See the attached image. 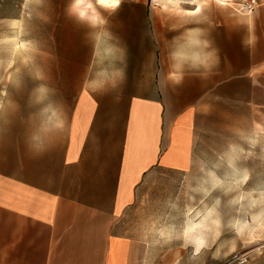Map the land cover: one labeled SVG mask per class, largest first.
Returning <instances> with one entry per match:
<instances>
[{
	"label": "crops",
	"instance_id": "obj_1",
	"mask_svg": "<svg viewBox=\"0 0 264 264\" xmlns=\"http://www.w3.org/2000/svg\"><path fill=\"white\" fill-rule=\"evenodd\" d=\"M150 12L125 16L147 23ZM197 12L191 71L183 51L164 57L151 25L155 40L80 88L42 143L0 156V264H191V255H212L209 237L191 248V217H133L153 175H196L197 123L213 96L225 98L229 76L244 75L243 59L215 69L227 65L229 48L244 50L242 27Z\"/></svg>",
	"mask_w": 264,
	"mask_h": 264
},
{
	"label": "rangeland",
	"instance_id": "obj_2",
	"mask_svg": "<svg viewBox=\"0 0 264 264\" xmlns=\"http://www.w3.org/2000/svg\"><path fill=\"white\" fill-rule=\"evenodd\" d=\"M171 1L122 0L112 11L98 0H0V156L9 160L13 148L42 143L80 88H90L125 52L155 40L151 25L159 26L164 57L183 51L191 71L187 10L198 1L196 18L206 11L214 25L242 27L244 50L229 48L227 65L215 69L243 59L244 75L229 76L225 98L213 96L210 113L197 123L203 159L196 175H153L133 217H191V248L198 234L212 249L211 256L191 255V264H240L239 255L246 256L242 264H264V248L256 249L264 243V0ZM140 9L151 10V22L125 16Z\"/></svg>",
	"mask_w": 264,
	"mask_h": 264
},
{
	"label": "bare ground",
	"instance_id": "obj_3",
	"mask_svg": "<svg viewBox=\"0 0 264 264\" xmlns=\"http://www.w3.org/2000/svg\"><path fill=\"white\" fill-rule=\"evenodd\" d=\"M79 0H75V2H78ZM168 1H171V0H168ZM192 1V0H191ZM219 3H224L226 0H217ZM252 1V0H251ZM89 2V1H88ZM99 3H101L102 5H105V6H111V0H98ZM171 2H174V1H171ZM175 2H177V0H175ZM79 5H82L81 3ZM196 7V9H194ZM85 8H87L85 6ZM194 8L192 9H189L187 10L189 13L191 12H195V11H198L200 10V4L198 3V1H196V3L194 4ZM81 9V8H80ZM81 12H83V10H81ZM92 13V12H91ZM94 15V14H93ZM196 230L197 229V225H195V223H191V230ZM202 240V236L200 235H196L195 236V244H196V247L198 248L203 241ZM261 248H264V243L260 244L259 247H257L256 249L257 250H260Z\"/></svg>",
	"mask_w": 264,
	"mask_h": 264
},
{
	"label": "clouds",
	"instance_id": "obj_4",
	"mask_svg": "<svg viewBox=\"0 0 264 264\" xmlns=\"http://www.w3.org/2000/svg\"><path fill=\"white\" fill-rule=\"evenodd\" d=\"M121 3L122 0H111L112 11H115Z\"/></svg>",
	"mask_w": 264,
	"mask_h": 264
},
{
	"label": "built area",
	"instance_id": "obj_5",
	"mask_svg": "<svg viewBox=\"0 0 264 264\" xmlns=\"http://www.w3.org/2000/svg\"><path fill=\"white\" fill-rule=\"evenodd\" d=\"M236 259L238 260V263L242 264L246 261V256L239 255L236 257Z\"/></svg>",
	"mask_w": 264,
	"mask_h": 264
}]
</instances>
